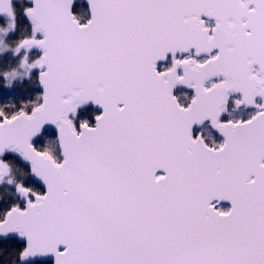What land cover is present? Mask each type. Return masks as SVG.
<instances>
[{"label":"snow or ice","instance_id":"1","mask_svg":"<svg viewBox=\"0 0 264 264\" xmlns=\"http://www.w3.org/2000/svg\"><path fill=\"white\" fill-rule=\"evenodd\" d=\"M22 15L31 33L14 51L41 50L21 62L43 91L30 108L0 107V155L31 170L16 184L24 206L0 213V236L26 240L20 259L264 264V0H32ZM6 17L15 32V8L0 0ZM176 84L195 90L190 103ZM88 101L103 111L77 128L70 114ZM230 102L256 110L222 119ZM205 120L222 143L194 131ZM46 123L63 159L31 142ZM9 170L0 158V180Z\"/></svg>","mask_w":264,"mask_h":264},{"label":"trees","instance_id":"2","mask_svg":"<svg viewBox=\"0 0 264 264\" xmlns=\"http://www.w3.org/2000/svg\"><path fill=\"white\" fill-rule=\"evenodd\" d=\"M24 5L27 6L26 0H21L20 5H14L17 14L16 31L12 32L9 29L6 35H2V37H0V40L3 42V44L13 48V50H15L17 39L31 33V24L22 15V8ZM19 16L21 18V23L19 21ZM0 29H5V25L0 24ZM25 56H27L29 60H33L39 56V54L35 51L28 52L24 49H21L17 54L14 55V60H19V63L22 64V58ZM13 63L10 62V58L7 56V54L0 55V89L3 90L2 94H0V107H3L8 113L17 111L24 104H28L30 108L31 105L29 102H38V95L40 93L37 84V72L33 69L29 70L25 66L20 71L27 73H20V75L18 74V76L14 77L13 83L9 82L12 77L11 74L17 70V68L13 69L15 67L13 66ZM4 73H9V75L5 77L3 75ZM26 75L29 76L25 77ZM96 115L97 111L95 109L91 107L82 108L79 109L76 115L73 117V122L77 126L79 125L81 119H87L90 123H93V118ZM53 133L54 132L50 129L45 130L39 139H37L33 144L40 150L47 149L52 151L57 156V158L60 159L55 135H53ZM3 159H7V162L10 166L9 176L15 180V183H20L30 179L29 168L24 163H22L18 157L6 155ZM15 186L16 184L11 187H0V213L6 211L7 208L13 203H19L21 206V200L16 193ZM35 187L42 191L41 187L36 183ZM23 246V243L17 241L14 238L0 240V264H20L19 253ZM30 264H51V262L37 261Z\"/></svg>","mask_w":264,"mask_h":264},{"label":"flooded vegetation","instance_id":"3","mask_svg":"<svg viewBox=\"0 0 264 264\" xmlns=\"http://www.w3.org/2000/svg\"><path fill=\"white\" fill-rule=\"evenodd\" d=\"M82 1V0H81ZM8 20V18L6 17ZM207 23L209 25H214L215 20L214 18H207L205 17ZM172 64V56L169 54L165 59L157 63L158 69H164L167 67H170ZM173 94L178 98V101L187 104L191 102L192 97L195 95V90L185 84H176ZM234 97H238L239 94L235 93L233 94ZM257 101L261 102V98L257 97ZM256 109L254 106H246V105H240L239 107H235L231 104H229L228 110L222 115V119H247L248 116L254 112ZM194 131L201 134L205 138V142L209 143L210 145L213 143L219 144L222 143L224 140L223 135L215 129L210 121L205 120L200 124H195ZM162 174V173H158ZM218 207H222L224 209H227L230 207L229 203L220 202Z\"/></svg>","mask_w":264,"mask_h":264},{"label":"water","instance_id":"4","mask_svg":"<svg viewBox=\"0 0 264 264\" xmlns=\"http://www.w3.org/2000/svg\"><path fill=\"white\" fill-rule=\"evenodd\" d=\"M12 1H13V0H11V6H12ZM82 2H83V0H82ZM26 4L28 5V7L32 6V0H26ZM26 20H27V19H26ZM26 50H27V51H36V52L39 53V55L41 54V50L38 49V48H36V47H32L31 49H26ZM160 61H162V60H159L158 62H160ZM158 62H157V63H158ZM34 70L37 72V83H38V88H39L40 93H41V92L43 91V89H42L41 85L39 84V80H38V70H36V69H34ZM175 86H176V85H175ZM175 86H174V88H173V92H174ZM85 107H91V108L95 109V110L98 112V114H100V113L103 111L102 106H100V105H98V104H95V103L92 102V101H88L86 104L80 105V106L77 108V111H78L79 109H81V108H85ZM77 111H76V112H77ZM75 114H76V113H75ZM75 114H70L71 118H72ZM96 116H97V115H96ZM96 116H95V117H96ZM95 117L93 118V124L95 123ZM78 127H79V125L77 126V128H78ZM48 129H50V130H52L53 132H55V125L50 124V123H46V124L42 127L41 132L38 133L36 136H34V137L32 138V141H31V142L34 143V142H35V141L41 136V134L43 133V131H44V130H48ZM55 139H56V136H55ZM56 144H57V148H58V151H59V158H60V159H63V156H62V154H61L60 147H59V144H58L57 140H56ZM6 155H13V156L18 157L19 160H20L22 163H24V164L29 168V176H30V178H31V170H30V163H29V161L25 160L22 156H20L19 153L15 152V151H13V150H10V149H9V150H6L5 153H3L2 155H0V158H4V156H6ZM158 173H162V170H159ZM8 175H9V172H8V174L4 177L3 180H0V186L3 185L4 180H5V178H6ZM36 184L39 185V186L41 187L42 191L46 190V189L43 187L42 182H39V183H36ZM16 193H17V192H16ZM17 195L19 196L18 193H17ZM20 200L22 201V206H21V207H23V206H24V201L22 200V198H20ZM221 202H225V203H229V204H230L229 201H221ZM230 207H231V204H230ZM8 238H14V239H16L17 241L23 243V245L26 243L25 238L19 236V234H18V233H15V232L8 233L6 236H0V240H4V239H8ZM37 261H50L51 264H55V256H54V254H51V253H50V254H47V255H40V254H37L36 256H28V257H26V258H24V259H20V256H19V262H20V264H30V263H34V262H37Z\"/></svg>","mask_w":264,"mask_h":264},{"label":"rangeland","instance_id":"5","mask_svg":"<svg viewBox=\"0 0 264 264\" xmlns=\"http://www.w3.org/2000/svg\"><path fill=\"white\" fill-rule=\"evenodd\" d=\"M16 4H18V5H20L21 4V0H13V4H12V7H14V5H16ZM8 23H9V20H7L6 18H5V22L3 23L4 25H5V29H0V37H2V35H6L7 33H8V30H9V27H8ZM18 52H15L14 50H13V48H11V47H8V46H5L4 44H3V42L0 40V55H2V54H7V56H9V58H10V62L11 63H13V66H15L13 69H16L17 68V70H15L13 73H15V75H12V77H11V80L9 81L10 83H13L14 82V77H16V76H18V74L20 75V73H27V72H22V71H20V70H22L23 68H24V65L23 64H20L19 63V60H17L18 61V63H17V61H15L14 60V55L15 54H17ZM29 74V73H28ZM29 75H26L25 77H28ZM9 174H10V170H9ZM9 181H11V182H9ZM15 184H17V183H15V180H13L12 178H10V176L6 179V181H5V183H4V185H3V187L5 186V187H7V186H9V187H11V186H13V185H15ZM8 187V188H9ZM16 187V186H15Z\"/></svg>","mask_w":264,"mask_h":264}]
</instances>
